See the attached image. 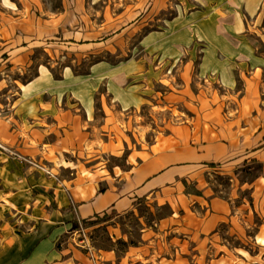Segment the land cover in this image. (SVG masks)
I'll return each mask as SVG.
<instances>
[{
  "label": "crops",
  "instance_id": "obj_1",
  "mask_svg": "<svg viewBox=\"0 0 264 264\" xmlns=\"http://www.w3.org/2000/svg\"><path fill=\"white\" fill-rule=\"evenodd\" d=\"M110 2L104 12L112 15V22L132 9L139 11L138 25L130 29L129 19L117 29L128 35L176 5L172 19L146 36L147 52L180 55L196 35L202 43V68L217 74L222 89L208 87L196 94L193 78H184L179 92L169 94L187 103L203 97L192 110L194 116L170 128L165 125L166 133L156 130L153 141L139 140V147L130 144L125 130L131 112L151 103L150 95L129 85L134 66L142 69L146 61L102 73L97 71L103 66L93 65L91 76L69 78L67 95L28 91L18 101L11 95L14 101L8 107L0 99V264H151L157 258V264H186L190 256L211 259V264H238L241 230L258 224L253 220L257 213L264 215V55L258 56V45L264 42V0H126L119 14ZM31 5L38 11L37 4ZM76 12L86 14L84 2L75 0L70 9L65 4L63 13L49 21L62 30ZM48 33L42 38H55ZM100 38L85 39L97 46ZM30 46H23L20 54ZM146 65L143 86L149 89L152 65ZM32 83L33 88L53 85L51 78ZM100 84L107 88L101 97L102 122L93 93ZM168 95L155 106L169 101ZM120 158L122 164L112 163ZM245 160L262 164L263 172L250 183H239L235 170ZM228 176L233 183L224 195L223 184L212 179L225 181ZM191 183L196 190L189 189ZM247 189L251 199L241 198ZM142 201L151 210L169 205L170 212L154 221L155 227L146 225L140 245L121 255L115 248L87 247L86 238L99 226L84 220L139 215ZM226 225L230 238L221 236ZM258 228L257 241L263 246L264 223ZM242 255L247 262L262 264L257 256L264 252Z\"/></svg>",
  "mask_w": 264,
  "mask_h": 264
},
{
  "label": "rangeland",
  "instance_id": "obj_2",
  "mask_svg": "<svg viewBox=\"0 0 264 264\" xmlns=\"http://www.w3.org/2000/svg\"><path fill=\"white\" fill-rule=\"evenodd\" d=\"M80 1L82 4L84 2L87 15L84 13L81 15L76 12V14H73L72 19L64 23L63 29L59 30L56 27H52V24L56 22L49 20L63 13L65 4L70 9L75 0H0V99L3 100L5 107L10 106L14 101L11 95L15 96L14 98L18 101V97L28 91L42 92L48 96L59 92L67 95L71 92L72 87L69 78L74 75L83 78L91 76L90 70L93 65L98 64L99 66H103L97 71V73H102L107 68L111 70L112 67L118 65L124 64L126 66L129 63L136 65L137 63L146 61L145 66L142 65V69L134 66V69L131 71L132 75H130L131 80L129 85L131 88H136L139 94L150 95L151 103L139 107L137 113L131 112L133 118L129 127L125 130L130 144L133 146L138 145L139 147V140L144 144L152 142L156 130L162 129L166 133L168 131L167 127L170 128L171 125L181 124L187 119H192L194 116L192 110L197 109V105L202 101L203 97H193L194 102L187 103L185 99L180 102L176 101L179 97L169 94L172 91L174 93L179 92L177 89L182 88L184 78H193L192 88L196 94L200 91L204 94L202 90L208 87L210 89L215 87L222 89L218 85L217 74L213 70L202 68V43L196 35H194L195 39L193 42L191 41L190 45L183 47L184 51L180 55H171L165 52H147V47L145 46L146 36L153 30L161 28L172 19L173 14H176V5H173L172 11L168 10L161 13L158 18L151 17L153 19L146 22L144 27H141L139 30L135 29L128 35L127 31L125 33L117 29L129 19H131V22H128L127 26H130V29H132L133 24L138 25L140 20H138V17H135L139 12L137 9H132L124 19L114 18V22H112V15L108 13L107 16L104 12L106 3L109 0H100L95 4L92 3L93 0ZM110 1L115 10H113V13L119 14L122 12L126 0ZM32 2L37 4L38 11L35 7L33 8ZM46 32H49L55 38L48 40L45 39L46 37L42 38ZM99 34L101 40L97 46L92 45L85 39L95 38ZM33 36L36 37V42L30 38ZM29 44L31 46L28 47V53L23 52L20 54L24 50L22 47ZM32 44H37V47L34 48ZM90 44L93 47H101L91 49V46L88 47ZM194 44H198V46L193 47L192 45ZM258 48V56L262 57L264 55V42H260ZM21 55L24 58L18 62L17 58ZM187 61H192L193 64H190L185 69L184 66ZM146 64L152 65L151 70L149 69L151 72L149 75V89L143 86L144 82H146ZM240 71L238 69V88L242 89L244 85L239 80ZM46 78H51L53 85H37L34 88L32 87V82L43 83ZM209 79L210 81H207ZM106 89L105 84H100L93 88L96 100V117L99 122H102L104 118V107L101 97L107 93ZM262 89L263 95L260 107L264 109V86ZM189 93L191 95V91ZM165 95H168L169 101H164V103H161V106H155V101L159 100V97L163 98ZM69 100L70 98L68 97ZM70 101L75 103L73 102L74 99ZM206 102L208 103V101ZM201 107L204 108L206 106ZM142 125L143 128L138 129ZM112 163L122 164V160L121 158L113 159ZM235 171L238 173L239 183H250L262 174L263 165L249 163V161L245 160L238 165ZM229 178L232 177L228 176L225 181L212 179L215 184L220 182L223 184L221 188L224 191L222 193L224 195H228V190L233 183L229 181ZM189 189L196 190L195 185L191 183ZM246 196L251 199L248 189L243 192L241 198H247ZM137 212L143 217L140 218L139 215L130 212L125 215L113 214L111 217L105 215L100 220H97L96 223H92L99 227L93 230L88 238H86L89 240L87 247L92 245L99 248H115L118 254L121 255L129 246L140 245L144 240L146 225L148 223L153 224L155 223L154 221L168 214L170 207L169 205L155 206L154 210H151L142 201V204L137 208ZM111 218L113 219L112 221H110ZM253 220L260 225L264 223V215L257 213ZM258 224L254 227H248L244 231L241 230L242 234L238 237V249L241 250L242 254H246L247 257L249 254L255 255L260 250L264 252V248H262L264 245H261L262 241H257L259 234ZM153 226L155 227V224ZM220 231L221 236H230V229L227 225L223 226ZM160 233L161 236L165 235L164 232ZM118 235H121L123 238L114 239ZM166 236L169 237L170 235L166 234ZM84 244L86 245L87 243ZM242 254L239 255L238 253V264H255L254 262H247ZM257 258L260 263L264 264L261 261L262 259L264 260V256H257ZM157 263L158 258L151 262V264ZM185 263L211 264L212 262L211 259L199 261L190 256L188 260L185 259Z\"/></svg>",
  "mask_w": 264,
  "mask_h": 264
},
{
  "label": "trees",
  "instance_id": "obj_3",
  "mask_svg": "<svg viewBox=\"0 0 264 264\" xmlns=\"http://www.w3.org/2000/svg\"><path fill=\"white\" fill-rule=\"evenodd\" d=\"M97 220L95 221H92V220H84L83 223L86 225V224H92V223H96Z\"/></svg>",
  "mask_w": 264,
  "mask_h": 264
}]
</instances>
